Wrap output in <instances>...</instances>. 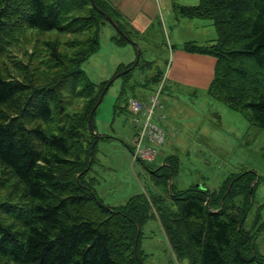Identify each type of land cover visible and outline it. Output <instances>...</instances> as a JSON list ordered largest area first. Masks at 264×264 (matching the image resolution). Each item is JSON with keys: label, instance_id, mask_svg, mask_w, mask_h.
<instances>
[{"label": "trees", "instance_id": "trees-1", "mask_svg": "<svg viewBox=\"0 0 264 264\" xmlns=\"http://www.w3.org/2000/svg\"><path fill=\"white\" fill-rule=\"evenodd\" d=\"M174 8L215 27L216 39L181 47L216 59L207 95L249 113L264 130V0H199ZM105 24L116 31V46L132 42L130 21L106 0H0V59L35 34L67 37L33 40L27 63L16 60V73L0 67V264H145L142 228L152 218L178 260L264 264L257 244L264 224L258 230L247 224L259 183L254 171L231 175L217 189L175 190L180 164L167 155L157 169L146 165L155 190L119 207L99 198L90 174L98 151L96 105L109 81H91L83 64L99 51ZM139 64L113 75L134 66L119 77L118 110L123 102L129 108L128 90L137 85L131 72ZM160 75L140 85L157 86ZM77 101L82 106L72 112Z\"/></svg>", "mask_w": 264, "mask_h": 264}, {"label": "rangeland", "instance_id": "rangeland-1", "mask_svg": "<svg viewBox=\"0 0 264 264\" xmlns=\"http://www.w3.org/2000/svg\"><path fill=\"white\" fill-rule=\"evenodd\" d=\"M161 1L170 12L169 16L161 14L144 31H137L134 25H130L133 40L125 46H116L112 40L116 31L110 24H105L100 49L83 64V70L91 81L99 84L111 81L116 72L139 60V66L131 72L132 82L137 85L128 90V94L141 99L157 93L163 82L150 87L140 84L146 77L150 79L161 73L165 82L160 96L174 130L173 143L165 145V152L166 155H175L180 164L174 179L175 190H184L192 185L217 189L231 175L254 171L259 183L247 224L249 230L253 227L258 230L264 224V130L252 123L249 113L212 99L206 90L189 88L170 79L174 54L182 51L183 44L196 42L204 45L216 39L217 34L211 20L183 18L180 10L174 8L175 4L195 6L199 0ZM55 38L66 40L67 37L56 32L35 34L32 40L26 37L0 59V67L16 73V60L27 63V56L33 51V40L42 42ZM172 46L178 49L174 50ZM122 86L121 78L114 80L95 116L98 151L90 176L95 178L99 198L111 207L126 205L134 195L155 190L153 174L146 165L157 169L163 162L133 163V153L129 148L135 134L133 115L124 102L121 104L123 109L115 108ZM81 106L82 103L77 101L70 109L75 112ZM163 172L165 169L160 173ZM258 214L260 219H257ZM257 244L264 254V229L258 233ZM140 249L145 264H189L188 260L177 259L157 219H150L142 228Z\"/></svg>", "mask_w": 264, "mask_h": 264}, {"label": "crops", "instance_id": "crops-1", "mask_svg": "<svg viewBox=\"0 0 264 264\" xmlns=\"http://www.w3.org/2000/svg\"><path fill=\"white\" fill-rule=\"evenodd\" d=\"M106 1L124 15L137 31H144L161 14L169 16L170 13L161 0ZM173 63V70L169 74L171 80L181 82L189 88L207 90L214 77L215 58L178 51L174 54Z\"/></svg>", "mask_w": 264, "mask_h": 264}, {"label": "built area", "instance_id": "built-area-1", "mask_svg": "<svg viewBox=\"0 0 264 264\" xmlns=\"http://www.w3.org/2000/svg\"><path fill=\"white\" fill-rule=\"evenodd\" d=\"M163 83L157 93L148 100L132 98L129 109L133 115L135 134L132 139L133 163L143 161L154 163L166 158L165 145H171L174 137L173 125L168 122V115L161 99Z\"/></svg>", "mask_w": 264, "mask_h": 264}, {"label": "water", "instance_id": "water-1", "mask_svg": "<svg viewBox=\"0 0 264 264\" xmlns=\"http://www.w3.org/2000/svg\"><path fill=\"white\" fill-rule=\"evenodd\" d=\"M106 18H107L108 22H110V23H111L116 29H118L116 23L114 22V20H113L111 17H109L108 15H106ZM135 45H136V43H135ZM139 55H140V51L138 50V58H139ZM138 61H139V60H137V62H138ZM137 62H136V63H137ZM133 68H134V66H133L131 69L125 70V71H123L122 73H119L118 75H116L111 81H109V84H108V86H107L106 89H108V87L114 82V80H116V79H118L119 77H121L122 75L128 73V72H129L130 70H132ZM105 91H106V90H105ZM105 91L103 92L102 96L100 97V99H99V101H98V103H97V105H96V108H98L99 104L101 103V100H102V97H103Z\"/></svg>", "mask_w": 264, "mask_h": 264}]
</instances>
